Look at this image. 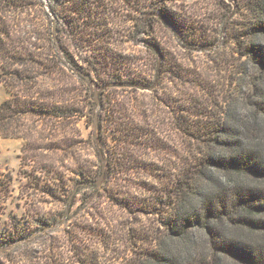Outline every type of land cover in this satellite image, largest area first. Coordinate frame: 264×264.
<instances>
[{"label":"trees","instance_id":"1","mask_svg":"<svg viewBox=\"0 0 264 264\" xmlns=\"http://www.w3.org/2000/svg\"><path fill=\"white\" fill-rule=\"evenodd\" d=\"M117 4L138 14L130 40H140L155 59L161 60L153 69L155 77L170 74L174 81L192 85L173 100L172 119L179 142L172 152L177 161L173 171L157 168L162 170L161 190L152 200L129 194L111 196L132 216L161 208V226L149 225L145 236L141 229L133 230L131 240L148 241L151 246L137 250L131 244L133 257L110 261L105 251L123 252L121 247L117 252L109 247L113 232L115 236L111 227L107 232L94 228L69 235L66 244L45 230L52 223L37 219L33 230L13 226L14 230L0 239V249H5L0 254L7 264H264V0L236 3L238 11L243 9L250 15L235 37L240 59H244L232 69L227 89L217 91L205 88L197 71L182 72L181 67L167 66L165 52L151 41L155 20L176 29L177 35L183 30L167 0H0V83L11 94L0 103V136L28 140L37 125L34 120L48 117L62 122L73 116L75 110L66 105L67 99L59 100L64 98L65 89L58 82L44 91L53 89L50 97L57 101L46 103L43 97L29 93L36 86L34 93L40 94L42 79L57 80L55 73L66 67L83 82L84 76H89L87 87L99 90L97 99L92 91L88 108L92 123L97 116V140L105 118L103 110L116 122L112 138L119 143L117 151H107L106 155L102 149L96 150L99 169L102 161L107 166L104 175L110 176L114 165L122 174L131 170L158 174L141 157V151L154 139L142 119L136 118L146 119L149 114L134 103L132 95L119 101L103 96L120 87L154 90L153 81L145 74L131 75L135 68L131 69L130 59L128 72L123 73L125 56L112 51ZM33 6L43 18L35 36L21 25L22 21L30 22L22 17ZM53 17L59 48L52 39ZM67 31L73 33L76 44L88 43L97 65L115 67L114 72L105 79H94L91 72L95 67L91 71L84 68L68 52ZM142 34L145 38L138 39ZM33 116L37 118L32 121ZM161 146L167 147L164 142ZM167 151L171 152L169 147ZM114 153L120 154V162L114 160ZM83 178L86 181L81 183L93 186V181Z\"/></svg>","mask_w":264,"mask_h":264},{"label":"rangeland","instance_id":"2","mask_svg":"<svg viewBox=\"0 0 264 264\" xmlns=\"http://www.w3.org/2000/svg\"><path fill=\"white\" fill-rule=\"evenodd\" d=\"M238 2L242 4L245 0H167L169 9L177 17L178 27L183 29L180 32L182 38L177 35L179 32H175L176 29L173 30L157 20L153 21L149 37L165 52L167 66L181 67L182 72H185L184 69L197 71L204 87L212 91L227 89L226 80L230 77L232 69L244 59H240L235 37H239L245 21L250 18L247 11L236 9ZM114 8L117 10L112 23L115 25V41L111 47L113 52L125 56L124 62H127L121 71L124 69L123 73L128 72L131 60L130 67L135 68L131 75H137L138 72L145 74L147 79L153 81L154 90L120 87L108 90L109 94L105 93L103 96L115 97L119 101L132 95L134 103L139 104L140 108L149 114L146 119L136 118L138 121L142 119L143 125L151 131L155 142L148 148L145 146V153L141 151V157L151 163L158 174L149 170H131L122 174L119 172V166L114 165L110 176L104 175L107 166L102 161L103 166L99 169L100 161L96 150L102 149L106 155L107 151H117L119 143L112 138L116 122H112L107 111L103 110L102 115L105 118L100 138L97 140V116L95 115V127L89 117L88 108L92 91L96 95L95 98H98L99 90L87 87L85 78L86 83L63 67V71L55 73L57 80L42 79V84L38 86L40 94L34 93L36 86L30 89L29 93L35 98L43 97L46 103L57 101L55 96L50 97L54 95L53 89L48 93L44 91L50 89L52 83L58 82L65 89L64 98L59 100L67 99L66 105L75 110L73 116L62 122L48 117L34 120L37 117L33 116L31 119L36 121L37 125L28 140L0 136V239L7 237L15 225H23L27 230H33L38 226L37 219H42L52 223V226L45 230L49 233L52 231L54 236L63 239L66 244L69 235L76 236L77 233L94 228L99 232H107L111 227L115 236L113 232L110 239L112 247H109L116 252V248L121 247L123 252L117 254L105 251L104 255L110 261L116 257L120 261L133 257L131 244L137 250L151 246L148 241L131 240L129 237H132L135 229H141L140 232L145 236L144 229L148 231L149 225L151 228L159 226L164 211L160 213L161 208L145 210V213L132 216L116 205L111 196L129 194L152 200L161 190L162 170L171 171L177 161L172 152L176 150L179 142L172 119L175 112L173 100L185 88L191 89L192 85H183L177 79L174 81L170 74L164 75L163 78L155 77L153 69L161 60L155 59L140 40H130L138 14L130 11L126 5L117 4ZM38 11L33 6L28 14L22 17L30 19L29 23L22 21L21 25L33 36L41 30L43 18ZM67 33L69 34L65 44L68 52L73 55L77 64L84 68L91 71L95 67L96 70L91 72L94 79H105L106 74L114 72L115 67L111 69L109 66L106 69L103 65H97L90 56L91 50L87 42L79 41L76 44L71 37L73 33ZM138 37L145 38L143 34ZM9 95L11 94L5 85L0 83V103ZM145 121L149 122L148 126ZM163 142L171 152L167 151V147L162 148ZM113 157L116 162H120V154L114 153ZM100 176V183L97 184ZM83 177L93 181V186L86 182L81 183L86 181ZM32 246L38 247L37 244ZM0 264H7L1 254Z\"/></svg>","mask_w":264,"mask_h":264},{"label":"water","instance_id":"3","mask_svg":"<svg viewBox=\"0 0 264 264\" xmlns=\"http://www.w3.org/2000/svg\"><path fill=\"white\" fill-rule=\"evenodd\" d=\"M46 8L47 10L49 11V8H48V5L46 4ZM52 15V14H51ZM52 39L53 41L56 43V46L59 48V45H58V41H57V35H56V19L53 17V20H52ZM86 81L88 83H91V79L88 77V76H84ZM96 96V95H95ZM97 99V98H96ZM94 119H96V116L94 117ZM95 127H96V122L94 123ZM103 166V165H102ZM100 180H101V176L99 177V179L97 180V184L100 183ZM5 249H0V252L4 251Z\"/></svg>","mask_w":264,"mask_h":264}]
</instances>
